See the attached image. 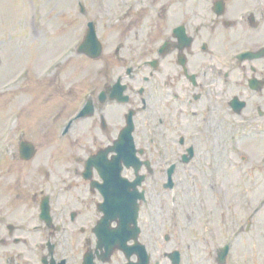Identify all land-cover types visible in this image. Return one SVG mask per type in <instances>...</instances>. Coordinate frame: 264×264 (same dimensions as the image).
<instances>
[{
	"label": "rangeland",
	"instance_id": "374dc122",
	"mask_svg": "<svg viewBox=\"0 0 264 264\" xmlns=\"http://www.w3.org/2000/svg\"><path fill=\"white\" fill-rule=\"evenodd\" d=\"M80 2L86 6L85 13L80 11ZM136 2L133 20L123 15L122 26H111L107 19L120 21L116 19L117 13L107 12L109 7L114 8L113 0L104 3L103 0H0V147L7 126V139L13 148V157L10 155L5 163L0 159V185H8L0 188V209H17L21 216L13 220L28 226L36 223L32 205L36 199L35 188L45 184L36 180L42 179L44 169L53 167L55 182L59 177L66 178V167H73L79 162L78 157L86 158L106 146L125 125L129 104L112 101L113 113L109 115L112 127H99V120L93 114L77 121L67 134L62 133L68 119L88 95L94 93L97 100L103 82L111 84L125 69L113 54L117 41L125 34L120 30H127L133 22L158 27V9L144 10L140 8L142 1ZM124 6L117 4L118 10ZM139 10L144 14H138ZM92 18L101 22L98 34L104 51L97 59L76 52L85 35L86 22ZM153 36H158V31ZM105 106L98 105V110ZM139 126L146 135L144 124ZM21 139L32 141L38 148L27 161L19 157ZM252 146L256 142L247 141L240 149L230 152V158L220 155L215 172L208 170L207 160L198 159L194 175L182 174L176 185L179 194L181 191L182 210L175 214L182 219L175 230L168 216L175 208V191L161 190V186L159 190L153 185L148 187L140 221L144 228L141 240L152 253V263L160 260L161 264H170L164 253L180 249L181 264H219L217 248L231 242L234 264H264V160L257 170H249L238 159L240 153L256 151ZM126 172L133 176L131 169ZM156 175L161 177L158 171ZM10 188L21 193L16 203L9 199ZM60 200L56 203L52 199V203L55 207H64L66 212V191ZM178 209H181L179 204ZM58 210L63 211L55 208V212ZM177 231L181 232L180 236ZM167 232L172 234L168 241L164 239ZM38 236L36 233L33 237ZM58 238L65 240L66 247L63 233Z\"/></svg>",
	"mask_w": 264,
	"mask_h": 264
},
{
	"label": "flooded vegetation",
	"instance_id": "af4514ba",
	"mask_svg": "<svg viewBox=\"0 0 264 264\" xmlns=\"http://www.w3.org/2000/svg\"><path fill=\"white\" fill-rule=\"evenodd\" d=\"M141 1L140 8L144 10L158 9V27L133 22L127 30L122 28L131 30L129 39L121 41L127 54V73L124 77L116 76L111 84L103 82L104 87L98 90L93 114L99 120V127L113 126L109 115L113 113V103L121 101L112 99L110 92L104 97L102 92L121 78L126 86L128 111L135 112V123L139 125L140 117L144 118L147 111L148 121L153 119L159 127L160 142L151 138L144 152V157L155 166L143 182L146 192L151 185L158 190L162 187L168 160H176L175 175L180 168L185 172L189 169V163H181V159L190 146L194 147L193 162L199 155L230 158L232 138L240 146L255 141L256 147L252 149L256 151L240 153L239 157L249 170H257L264 160V0ZM113 2L115 6L109 7L108 14L125 12L133 20L136 0L131 5L129 0ZM119 3L125 5L120 10ZM142 11L138 14L143 15ZM120 22L112 20L110 24L122 26ZM157 31L158 36L154 37ZM107 101L114 102L105 106ZM102 103L106 108L99 111L98 105ZM79 120L72 122L67 132ZM146 124L149 126V122ZM211 137H215L221 151L215 153L213 148L207 155L203 149L204 145L207 151L210 149ZM98 150L86 158L78 157L79 162L73 167H66V231L63 233L66 247L64 239L58 238L56 242L60 233L52 224L36 225L38 231L29 233L22 226L7 223L9 217H15V211L0 209V224L7 227L0 231V264H50L52 258L59 261L63 255L66 264H89L90 256L94 264L127 262L126 254L117 246L104 257L106 247H99L98 235L93 230L100 217L96 206L102 197L92 181L100 180V175L94 169L87 178L85 164L88 156ZM229 163L230 160L226 166ZM126 171L129 169L125 174ZM50 177L47 173L44 181ZM54 182L50 180L49 185ZM40 200L37 198L36 202ZM58 220H65L64 213ZM36 233L40 236L33 237ZM132 259L137 257L134 255Z\"/></svg>",
	"mask_w": 264,
	"mask_h": 264
},
{
	"label": "water",
	"instance_id": "95a60500",
	"mask_svg": "<svg viewBox=\"0 0 264 264\" xmlns=\"http://www.w3.org/2000/svg\"><path fill=\"white\" fill-rule=\"evenodd\" d=\"M101 43L96 37V32L93 27H91L87 33V36L84 42L79 47V52H84L91 57H97L101 53ZM132 125L125 128V130L121 133L120 139L116 142V144L111 147V149L118 151V156H115V159L112 161V174L113 176H120L121 172V162L127 163L128 166L133 164L136 168H139L140 164H137V158L133 157L135 147L132 139ZM21 152H23L25 158H31L34 153V146L31 143L22 142L21 143ZM104 168V167H103ZM105 169V168H104ZM141 179L135 181V183H139ZM126 186L121 181L113 182V186L109 185L107 188H104L102 192L106 194V201L101 206V208L105 211V217L101 221L100 227L98 231L111 232L113 238H100L101 241L105 240H116L121 241L123 239V231L124 227L128 226L133 222L135 224V234L134 236L137 238V234L139 232L137 226V215H138V195L137 191L134 194L129 196H125L121 194L120 196H116L124 191ZM128 197V198H127ZM45 215H48V203L45 202L43 206ZM116 216L121 218L120 227L109 230L106 224H109L110 220L115 219ZM129 224V226H130ZM128 231L127 229H125ZM128 237H124L123 241H125ZM125 248V247H124ZM227 248L223 249V252L220 256V261L224 262V258L227 253ZM144 257H148L147 254L143 253ZM171 257L174 260V264H178L179 262V252L175 251L171 254Z\"/></svg>",
	"mask_w": 264,
	"mask_h": 264
}]
</instances>
